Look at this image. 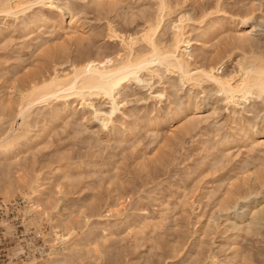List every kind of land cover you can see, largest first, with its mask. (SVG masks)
Masks as SVG:
<instances>
[{
  "label": "rangeland",
  "instance_id": "rangeland-1",
  "mask_svg": "<svg viewBox=\"0 0 264 264\" xmlns=\"http://www.w3.org/2000/svg\"><path fill=\"white\" fill-rule=\"evenodd\" d=\"M169 1L171 19L182 14L190 19L192 66L209 67L222 58L225 73L248 54L264 56V0ZM56 5H31L20 19L0 15V106L9 101L0 107L1 134L21 122L15 115L18 100L37 78L57 70L65 74L87 61L112 63L123 53L119 37H139L157 11L155 0H59ZM244 16L251 17L246 26ZM165 32L164 37L170 34L168 25ZM239 35L247 40L241 43ZM146 78L121 92L112 123L104 125L79 101L56 116L61 104L53 101L45 114L32 115L36 121L30 117L27 137L13 148L12 159L0 154V167L9 171L8 177L0 171L2 182L9 178L21 186L0 192V201L9 205L13 249L30 252L11 264L44 259L51 244L60 248L54 234L61 228L59 218H70L66 229L73 225L75 234L67 237L83 239V256L93 252L95 237L110 233L105 245L111 251L104 249L102 258H117L116 249L113 264H264V94L233 105L208 83L196 87L173 80L176 86L169 87L166 76L152 85ZM162 89L165 95L154 98ZM93 102L109 110L107 99ZM37 176L50 184L39 209L25 202ZM31 211L50 216L40 213L34 224ZM145 217L152 226L137 235L143 246L133 247L127 227ZM88 230L94 237L85 235ZM107 256L87 264H112Z\"/></svg>",
  "mask_w": 264,
  "mask_h": 264
},
{
  "label": "bare ground",
  "instance_id": "bare-ground-1",
  "mask_svg": "<svg viewBox=\"0 0 264 264\" xmlns=\"http://www.w3.org/2000/svg\"><path fill=\"white\" fill-rule=\"evenodd\" d=\"M58 1L59 0H36V1L0 0V15H5L14 18L16 17L17 19L19 18L20 15L24 16L26 11L30 10L29 7H31V5L41 4L43 7L52 9L54 6L58 7L56 5ZM155 1L157 5L156 14L154 15V17L147 19L146 26L141 30V33L138 35L139 37H135V35L133 36L132 34L128 35L127 37L118 36L120 40V44L123 49L122 50L123 53L119 58L117 57L116 60H113L112 63L102 64L100 62L87 61L82 63L81 65L73 66L72 70L65 74H59L57 70L54 73L48 75L47 77H42L43 76L42 75L41 78L38 76L39 78H37L35 81L33 80L34 82L33 85L31 84L32 86H30L31 88L29 92L27 93L24 92L26 94H21L20 98L18 97L19 100L17 104L18 106L16 111L17 114L15 115L21 118V122L18 124L16 128L11 127V129H9L10 131L8 133L6 132L7 134L4 135L1 134L2 132L0 133V154H2L6 160H10V158L12 159L11 156H13L12 155L13 148L16 145H19L22 140L26 139L30 127L29 122H31V120L29 119L30 117H32L33 114H35V112L36 113L38 112L37 114H35L37 116L40 114H45L42 110L46 109L47 106L51 105L53 101H58L61 104V109L56 108L57 110L54 112L56 113V116H58L57 114H60L61 111L68 110L69 106L73 101H79L80 106L82 108L92 109L94 115L97 116V118L99 117L101 121L104 123V125L110 124L114 121V116L116 112L120 111L121 104L119 101V97L121 95V92L125 90L128 84L133 81L137 83L142 82L145 79V78L142 79V76L148 77L146 79L147 80L149 79L148 82H150L151 85L156 82L155 80H157V82L160 83L164 82L163 78L166 76V78H168L169 80L168 81L169 87L176 86L175 84H173V80L174 81L178 80L177 82L179 83L181 82L182 84H187L196 87H200L203 84L208 83L215 88V91L218 94H220L227 101V103L229 104L231 103L233 105L239 104L240 100L247 101L249 98L253 96L260 97L264 94V56L260 55L261 53L259 54L258 52H256V54L258 53L259 55H253L254 53H252L251 54L252 56L248 54L250 57H247L248 55L245 53L247 55L246 58L243 57L242 59L238 60L237 63H235L236 65L234 69L232 71L225 73L220 72L221 71L220 68L222 64L220 61L222 60V58L220 61L213 62L212 65L210 66L208 65L209 63L207 62L208 63L207 65L209 67H206L203 64L192 66L191 60L194 56L196 57V55H194L193 53L194 50L192 51L193 42H192V38L189 35V32L192 31L193 28L189 29L190 31L187 29V27H190L189 26L190 19L188 21V18L183 16V14L177 15V18L171 19L172 16L170 15L173 12L172 11L173 5L170 3V1L169 0H155ZM31 2L34 4H32ZM40 17L41 19L43 18L42 20L45 21L48 20L47 16L46 17L40 16ZM35 18L36 21L40 20L37 19V16ZM249 19H251L250 16L249 17L244 16V18L242 17L241 24L243 26H246ZM22 21L25 22L26 21L25 18L23 19L22 17ZM69 22L71 24L73 21L71 22L70 19ZM201 22L203 23V21ZM201 22H198V24ZM167 25H168V29L170 30V34H168L169 37L167 35L166 38L164 36L166 34L165 31L167 30ZM241 32L243 33L246 31L242 30ZM112 35L113 37L115 36L117 37L118 34H115L114 32ZM194 38L193 41H195ZM237 38H239L241 43L242 41L247 40L246 38L242 37V35L241 36L239 35ZM201 41H196V43L201 45L200 44ZM198 51L199 49L197 50V52ZM202 53L205 54L204 51ZM199 55L200 54H198V56ZM166 74L173 75V77L175 75L176 77L170 80V78L167 77ZM177 82L174 83L177 84ZM164 95H165L164 89L158 91L157 93H153L154 98H162ZM97 97H102L107 99L110 105L108 111L101 110L100 108L95 106L93 101ZM7 102L9 103V101ZM7 102H1L2 104L0 107L2 110L7 108L8 106ZM42 103L44 106H42V108L39 106L40 108L38 109V105L40 104L42 105ZM35 117H32V120L34 118V120L36 121ZM0 171L1 174H6L8 177L9 171L4 170L3 167H0ZM1 179L3 180V177L0 178V180ZM2 180L0 181V183L4 182V181L2 182ZM11 181L12 180L8 178V183L5 181L7 183L6 186H2L0 184V192L2 191L3 193L5 191V195H6V193L9 194L10 192H13L16 188L21 187L20 185H18L17 183L18 181L15 182L16 180H14L15 183ZM5 182L3 183V185L5 184ZM31 182L32 184L30 183L27 187L29 188L30 191L28 192V195L26 194L25 202L27 203L28 206L32 207L34 205V207H38L39 209V206L43 202L42 201L43 196L46 194L45 192L47 190V186L50 184L46 183L45 180H43V178L40 176H37L36 179ZM224 200L225 199H223V204H228V203H224L226 201ZM40 213L41 216H46V215L48 217L50 216V214H46L44 212H40ZM40 213L39 214H34L33 212L30 213L32 217L31 220L32 223L35 224L41 220L42 217L39 216ZM58 222L60 223L61 228L60 230H56L54 234L56 233V238L60 241L61 247L58 248L57 245L51 244L49 252L45 253L46 258L40 260L32 258L29 262H26L24 264H85L84 259L87 260L86 261L87 264L89 258L91 259V261L93 260V258L94 260L98 258H101L100 260H102L104 257L108 255L107 254L102 258L104 251L107 250V248L109 249V247L106 248L107 245L106 242H108L107 239L111 235L110 233H105L102 235L98 234L99 238L98 237L94 238V242L96 241V245L95 248H93L92 250L93 252L91 253L90 249L87 250L88 252L85 250L84 253L87 254L86 255L84 254L83 256L82 251L84 250V247L83 248L81 247L82 243H84L82 242L83 239L81 237L80 238L76 237L75 240L74 238L73 240H71L72 237L71 238L67 237V234L68 236L75 234L73 231V225L69 226V228L66 229V227L69 224H72L70 218H66V219L59 218ZM151 223L152 220L145 217L143 220L138 221L133 226L127 225L128 226L127 234L128 233L129 235L134 234V238L132 237V239H134L132 245L133 247L141 240V237L140 239H138L137 237L138 233H140L138 236L142 235L141 232L146 227H149ZM10 227L12 226L7 225L8 230L12 231V228ZM93 231L94 230H88V232L86 231L85 235H87V233L88 235H90L92 234ZM93 234H95V232ZM91 236L92 235H90V237ZM142 236H144V234ZM148 238H152V237L150 236L147 237V240H149ZM88 239H92V238H88ZM91 241L92 240H90V242ZM140 242H145V241H140ZM140 244L138 243L137 246H139ZM102 245H105V248L102 249V247H104ZM109 245L110 244H108L107 246ZM86 246L88 247V244ZM80 250L82 253H80ZM173 250H175V248ZM110 251L111 250L109 249L108 253ZM112 252H114V257L117 256L118 258L117 255L119 254L118 251L116 253V249H115V251ZM105 253L107 252L105 251ZM122 254L125 253L122 252ZM122 256L121 258L125 257L126 255L123 257ZM111 257L113 258V255ZM107 258L108 261L109 259L112 260V264L114 260L115 263L117 262L116 261L117 258L111 259L110 256H107ZM107 258L105 259L106 262H108ZM130 261L133 260L130 259ZM98 262L103 263L100 261ZM143 263H147V262L145 261ZM150 263L153 264V262ZM122 264H129V263L126 262Z\"/></svg>",
  "mask_w": 264,
  "mask_h": 264
},
{
  "label": "built area",
  "instance_id": "built-area-1",
  "mask_svg": "<svg viewBox=\"0 0 264 264\" xmlns=\"http://www.w3.org/2000/svg\"><path fill=\"white\" fill-rule=\"evenodd\" d=\"M10 220L9 205L0 201V264L18 262L30 255V252L23 248L13 249L12 233L7 228Z\"/></svg>",
  "mask_w": 264,
  "mask_h": 264
}]
</instances>
